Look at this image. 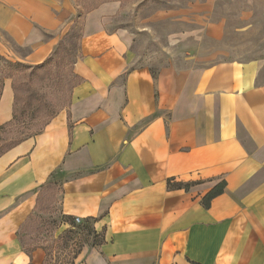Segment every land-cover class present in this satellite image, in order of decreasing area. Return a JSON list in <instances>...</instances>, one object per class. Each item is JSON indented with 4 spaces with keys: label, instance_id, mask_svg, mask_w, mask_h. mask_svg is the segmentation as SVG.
Listing matches in <instances>:
<instances>
[{
    "label": "crops",
    "instance_id": "0c3cea01",
    "mask_svg": "<svg viewBox=\"0 0 264 264\" xmlns=\"http://www.w3.org/2000/svg\"><path fill=\"white\" fill-rule=\"evenodd\" d=\"M215 1L191 2L179 19L221 38L226 18H210ZM123 4L0 0V51L29 67L45 64L83 15L72 64L81 81L69 105L0 154V264H57L55 241L76 231L67 218L100 239L84 242L75 264H264L257 63L171 65L155 75L134 63L127 33L111 28ZM16 94L4 78L0 127L15 116ZM170 179L190 187L171 188ZM51 187L56 222L26 245Z\"/></svg>",
    "mask_w": 264,
    "mask_h": 264
},
{
    "label": "rangeland",
    "instance_id": "374dc122",
    "mask_svg": "<svg viewBox=\"0 0 264 264\" xmlns=\"http://www.w3.org/2000/svg\"><path fill=\"white\" fill-rule=\"evenodd\" d=\"M194 1L197 0H123L111 28L127 33L134 63L149 66L152 72L171 65L188 69L220 61H253L258 66L257 80L264 83V0H216L210 18H226L221 38L210 35L203 23L179 19L181 10ZM82 16H77L71 32L41 66L12 62L0 51V88L4 78L11 77L17 90L16 119L0 129V152L38 134L69 105L77 82L72 64L78 56ZM56 192L57 188L48 189L43 206L46 211L38 213L43 220L34 222L24 234L26 245L44 230L50 231ZM69 236L68 243L56 247L57 264H70L75 250L84 242L97 241L90 228Z\"/></svg>",
    "mask_w": 264,
    "mask_h": 264
},
{
    "label": "trees",
    "instance_id": "16d2710c",
    "mask_svg": "<svg viewBox=\"0 0 264 264\" xmlns=\"http://www.w3.org/2000/svg\"><path fill=\"white\" fill-rule=\"evenodd\" d=\"M155 75L157 74V73H155V72H153ZM76 78H77V82H76V84H78L80 81H81V79L79 78V77H77V76H75ZM75 84V85H76ZM17 96V95H16ZM14 119H16V113H15V116H14V118H13V120ZM11 122V121H10ZM9 122V123H10ZM8 124V123H7ZM7 124H5V125H3V126H1L0 127V129H2L4 126H6ZM27 138V137H26ZM25 139V138H24ZM22 140V139H21ZM21 140H19V141H21ZM18 141V142H19ZM17 143V142H16ZM16 143H14V144H16ZM14 144H12V145H14ZM11 145V146H12ZM10 146V147H11ZM8 148H6V149H4L2 152H0V154H2L3 152H5L6 150H7ZM168 185H169V187H171V188H186V189H188L189 187H190V184L189 183H183V182H175L173 179H170L169 181H168ZM224 189H225V183H222L221 185H219V186H217L216 188H214L213 190H211L205 197H204V199H203V202H204V204H205V206H209L210 205V201L215 197V196H217V195H219V194H221L223 191H224ZM67 221H69V223L73 226V227H75V230H82V229H88V227H78L75 223H74V220H70V219H68L67 218ZM56 222V220L55 221H53L52 222V226L54 225V223ZM71 234V233H70ZM68 239L70 240V236H69V234L68 235H66V236H62V235H60L59 237H58V239H57V241H55V243H57L56 245L58 246H60L61 244H62V242H67L68 241ZM95 239H97V241H92V244H96V243H98V242H100V239H99V237L98 236H95ZM68 243V242H67ZM56 246V247H57ZM53 248H54V245H51L50 247H47V252H50V251H52L53 250ZM34 248L33 247H31V250H33ZM80 252V248H78L77 250H75V252H74V254H73V256L71 257V263L70 264H75L74 263V258L78 255V253ZM57 262V261H56ZM53 264V263H52Z\"/></svg>",
    "mask_w": 264,
    "mask_h": 264
},
{
    "label": "built area",
    "instance_id": "2783aa9c",
    "mask_svg": "<svg viewBox=\"0 0 264 264\" xmlns=\"http://www.w3.org/2000/svg\"><path fill=\"white\" fill-rule=\"evenodd\" d=\"M75 221H76V223H80L81 219L80 218H76Z\"/></svg>",
    "mask_w": 264,
    "mask_h": 264
}]
</instances>
